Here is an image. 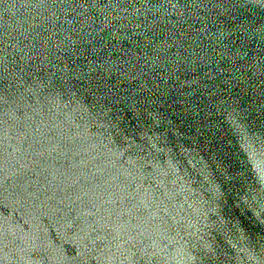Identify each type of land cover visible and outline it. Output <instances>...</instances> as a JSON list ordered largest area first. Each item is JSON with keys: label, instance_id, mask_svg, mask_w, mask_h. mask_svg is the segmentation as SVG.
Returning <instances> with one entry per match:
<instances>
[{"label": "water", "instance_id": "1", "mask_svg": "<svg viewBox=\"0 0 264 264\" xmlns=\"http://www.w3.org/2000/svg\"><path fill=\"white\" fill-rule=\"evenodd\" d=\"M0 264H264V0H0Z\"/></svg>", "mask_w": 264, "mask_h": 264}]
</instances>
